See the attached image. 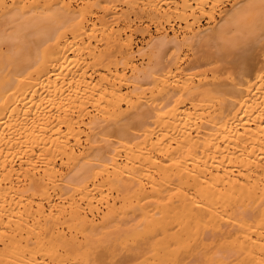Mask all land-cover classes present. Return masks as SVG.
Listing matches in <instances>:
<instances>
[{"label":"bare ground","instance_id":"obj_1","mask_svg":"<svg viewBox=\"0 0 264 264\" xmlns=\"http://www.w3.org/2000/svg\"><path fill=\"white\" fill-rule=\"evenodd\" d=\"M224 2L0 0V264H264V0Z\"/></svg>","mask_w":264,"mask_h":264},{"label":"rangeland","instance_id":"obj_2","mask_svg":"<svg viewBox=\"0 0 264 264\" xmlns=\"http://www.w3.org/2000/svg\"><path fill=\"white\" fill-rule=\"evenodd\" d=\"M231 2H232V0H225V2L222 4L223 5V9H227L228 7H230V4H231ZM209 22L207 21V19L205 18V17H203V19H201V21H200V26L201 27H203V26H207V24H208ZM208 25H211L210 23L208 24ZM176 26V27H175ZM175 26L173 27L176 31H177V33L179 32L178 31V28H177V24H175ZM149 28H150V30H149V33L153 36V39L152 40H155L154 38H158V36L160 35V32L159 31H156L157 29H156V27L154 26V25H152V24H150L149 25ZM148 28V29H149ZM165 28H166V30L168 29V26H165ZM172 29H168L167 31L169 32V34H172ZM159 33V34H158ZM181 35V33L179 34V36ZM132 38H133V44L135 45L134 46V48L136 49V48H141L140 49V51H141V53H142V51L143 52H147V50H149V45H151L150 43H151V41L152 40H150L149 41V39H148V35L147 34H144L143 35V33H141L140 31H136V33L134 32L133 33V36H132ZM149 41V42H148ZM149 43V44H148ZM148 44V45H147ZM186 49V50H185ZM145 50V51H144ZM184 51L185 52H189V50H187V47L186 48H184ZM143 55V54H142ZM138 60L139 61H141L142 59L139 57L138 58Z\"/></svg>","mask_w":264,"mask_h":264}]
</instances>
